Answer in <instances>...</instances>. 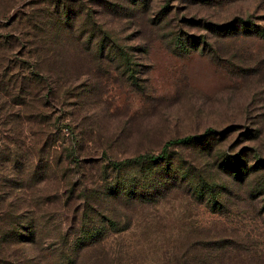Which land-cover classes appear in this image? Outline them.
I'll use <instances>...</instances> for the list:
<instances>
[{"label":"rangeland","instance_id":"obj_1","mask_svg":"<svg viewBox=\"0 0 264 264\" xmlns=\"http://www.w3.org/2000/svg\"><path fill=\"white\" fill-rule=\"evenodd\" d=\"M186 136L154 169L108 165ZM234 157L239 181L220 167ZM163 168L189 180L146 204L91 198ZM203 181L210 196L188 186ZM12 219L35 238L0 243V264H264V0H0V227Z\"/></svg>","mask_w":264,"mask_h":264},{"label":"trees","instance_id":"obj_2","mask_svg":"<svg viewBox=\"0 0 264 264\" xmlns=\"http://www.w3.org/2000/svg\"><path fill=\"white\" fill-rule=\"evenodd\" d=\"M60 10L58 11L59 14ZM69 20V14L66 9H62L61 11V18L58 20L59 25L62 27H65L67 25V22ZM60 21H62L60 24ZM240 25L247 26L246 22H240ZM210 31L215 33H226V34H232L235 32V28L232 24H228L225 26H216V25H209ZM58 28V25H57ZM221 132H216L214 130H206L204 134H202V138L206 137L209 138V136L213 135H219ZM200 137V138H201ZM198 138L195 136H186L182 138H177L175 140H170L164 144L161 151L157 155H151V154H140L136 157L125 159L122 161H109L108 165L110 166V169L113 171H116L119 173L121 170L125 169H131L136 166H145L147 169H154L155 167L161 166L166 157V149L168 146H178V145H186L189 144ZM236 158H232V161H225L226 163H221L220 167L221 170L227 174L228 177L234 179V180H241V177L243 176L241 174V167L238 165V161L235 160ZM150 169V170H151ZM165 168L159 169V179H156L154 181L153 177H151L148 181H142L139 185L136 181L133 180H123V179H113L108 181H102L101 182V188L99 194H95L96 197H91L92 199L98 201L99 197L100 200H110L113 202H116L118 204H131V203H151L149 200L156 201L157 198L160 195H163L165 193V190H167V186L169 183L171 184H179L178 182H183L185 180H189V175H186L185 173H180L178 176H175L174 178L168 179L167 175H164ZM142 186V187H141ZM189 188L191 189L193 194L196 195H205L207 194L210 196V194H213L212 186L210 183H204L198 184L195 183V185H191L189 182ZM86 208L84 209V213L82 215V227L89 224V222H86L85 220H89L92 216L91 211L92 208H90V205L88 201L85 202ZM88 208V209H87ZM90 215V216H89ZM100 220H96L95 222L99 224H103L104 227H109L110 230H114L115 226L117 225V219L114 217H110L107 219L106 217H99ZM108 224V225H107ZM6 226L2 225L0 227V243L6 244V243H24V244H31L34 241V230L31 228L32 226H28V230L25 232V234H21L17 231L16 227L17 225L14 224V221H10L8 224H5ZM16 226V227H15ZM102 227V228H104ZM123 231V230H121ZM83 238L82 241L84 245L79 247L76 251V253H79L81 250L87 249L91 244H94L95 242H89L93 237H100L103 235L101 234V231L96 229H91L87 231H80ZM120 232V231H118Z\"/></svg>","mask_w":264,"mask_h":264}]
</instances>
